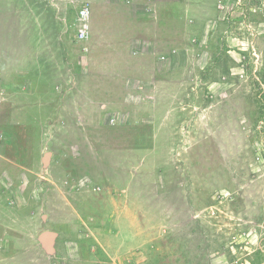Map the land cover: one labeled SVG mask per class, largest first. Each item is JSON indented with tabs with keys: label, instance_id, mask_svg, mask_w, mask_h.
<instances>
[{
	"label": "rangeland",
	"instance_id": "obj_1",
	"mask_svg": "<svg viewBox=\"0 0 264 264\" xmlns=\"http://www.w3.org/2000/svg\"><path fill=\"white\" fill-rule=\"evenodd\" d=\"M0 264H264V0H0Z\"/></svg>",
	"mask_w": 264,
	"mask_h": 264
},
{
	"label": "built area",
	"instance_id": "obj_2",
	"mask_svg": "<svg viewBox=\"0 0 264 264\" xmlns=\"http://www.w3.org/2000/svg\"><path fill=\"white\" fill-rule=\"evenodd\" d=\"M90 7L89 4L81 6L74 18V27L76 30V39L78 41H87L90 38Z\"/></svg>",
	"mask_w": 264,
	"mask_h": 264
},
{
	"label": "water",
	"instance_id": "obj_3",
	"mask_svg": "<svg viewBox=\"0 0 264 264\" xmlns=\"http://www.w3.org/2000/svg\"><path fill=\"white\" fill-rule=\"evenodd\" d=\"M49 153L50 152H47L45 154V159L46 160H48V158H49ZM54 236H55V234L53 232H51V231H45V232L42 233L41 238L44 241L45 245L47 247H50L51 246V243L53 241Z\"/></svg>",
	"mask_w": 264,
	"mask_h": 264
},
{
	"label": "crops",
	"instance_id": "obj_4",
	"mask_svg": "<svg viewBox=\"0 0 264 264\" xmlns=\"http://www.w3.org/2000/svg\"><path fill=\"white\" fill-rule=\"evenodd\" d=\"M73 23H74V20H73ZM47 33H48V32H47ZM37 34H38V33H37ZM48 34H49V33H48ZM43 46H44L43 44L40 45V47H43ZM35 52H37V51H35ZM53 233L55 234V232H53ZM41 235H42V233H41ZM55 236H56V234H55ZM55 236H54L53 240L55 239ZM43 242H44V241H43ZM52 243H53V241H52ZM52 243H51V244H52Z\"/></svg>",
	"mask_w": 264,
	"mask_h": 264
}]
</instances>
